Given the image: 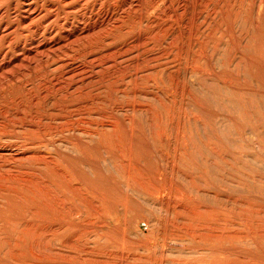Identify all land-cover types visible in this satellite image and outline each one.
<instances>
[{
    "label": "rangeland",
    "instance_id": "374dc122",
    "mask_svg": "<svg viewBox=\"0 0 264 264\" xmlns=\"http://www.w3.org/2000/svg\"><path fill=\"white\" fill-rule=\"evenodd\" d=\"M10 66L0 264H264V0H0Z\"/></svg>",
    "mask_w": 264,
    "mask_h": 264
},
{
    "label": "bare ground",
    "instance_id": "6f19581e",
    "mask_svg": "<svg viewBox=\"0 0 264 264\" xmlns=\"http://www.w3.org/2000/svg\"><path fill=\"white\" fill-rule=\"evenodd\" d=\"M127 2H129V1H127ZM126 2V3H127ZM131 2V1H130ZM125 5V4H124ZM49 6V5H48ZM128 9V8H127ZM112 17V16H111ZM109 18V17H108ZM95 21V20H94ZM100 23H103V22H100ZM105 24V23H104ZM91 25H93V24H91ZM100 25V24H99ZM98 25V26H99ZM97 27V25H94V26H92L89 30H88V32L87 33H85L84 35H81V34H79V35H77L74 39H73V41L75 40V41H77V40H80L81 38H89V37H91L94 33H95V28ZM101 26V25H100ZM110 26V25H109ZM82 27V26H81ZM82 29V28H81ZM41 30V29H40ZM70 33V32H69ZM78 33V32H77ZM80 33V32H79ZM75 34V33H74ZM66 36V35H65ZM141 36V35H140ZM71 38V37H70ZM67 39V38H66ZM24 41V40H23ZM38 41V40H37ZM49 41V40H48ZM61 45V44H60ZM48 46V45H47ZM51 46V45H50ZM69 47V45H66L65 47ZM41 46H37V47H30L31 49L29 50V52L27 53V54H25V57L23 58L22 57V60L17 64V68H22V67H24V66H26L27 65V61H34V60H36L37 58H38V56H39V54H44V53H46V52H48V51H50V48H40ZM56 48V47H55ZM64 49V48H63ZM59 50V49H58ZM26 51H24V53H25ZM56 52V51H55ZM106 56H108V55H106ZM37 62V61H36ZM38 63V62H37ZM8 66V65H7ZM30 66V65H29ZM33 66V65H32ZM36 66V65H35ZM38 66V65H37ZM11 67V66H10ZM16 67L14 68V67H11V69L9 68V69H2V70H0V81H2L3 82V80H8V79H10L11 78V76L13 77V75H14V73L16 72ZM28 69V68H27ZM21 73V72H20ZM40 161V160H39ZM50 164V163H49ZM6 171V170H5ZM7 171H9V170H7ZM56 171V170H55ZM61 171V170H60ZM13 172V171H12ZM62 172V171H61ZM134 172V171H133ZM16 173H17V171H16ZM19 173V172H18ZM3 174V173H2ZM65 174V173H64ZM7 175V174H6ZM17 175V174H16ZM13 177V176H12ZM24 177V176H23ZM28 177V176H27ZM66 177V176H65ZM7 178V177H6ZM67 178V177H66ZM43 183V182H42ZM39 184V183H38ZM41 186V185H40ZM45 186V185H44ZM49 192V191H48ZM51 193H53V192H51ZM51 196V195H50ZM35 246H37V247H40V248H43V247H45L44 246V244H42V242H40V241H37L36 242V244H35Z\"/></svg>",
    "mask_w": 264,
    "mask_h": 264
}]
</instances>
